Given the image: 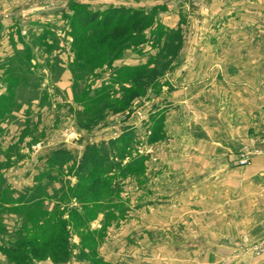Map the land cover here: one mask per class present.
<instances>
[{
	"label": "rangeland",
	"instance_id": "1",
	"mask_svg": "<svg viewBox=\"0 0 264 264\" xmlns=\"http://www.w3.org/2000/svg\"><path fill=\"white\" fill-rule=\"evenodd\" d=\"M80 6L156 13L160 24L182 34L170 69L146 94L120 111L106 110L90 126L78 120L82 93L113 86L122 69L151 65L166 38L156 46L149 29L138 38L145 42L128 47L112 66H89L84 54L76 58L65 18ZM29 48L31 64L21 66L17 54ZM74 61L82 64V73L73 69ZM0 65V95H8L12 68L26 81L13 90L14 106L0 121V264H15L2 249L21 234L41 243L56 234L51 211L59 206L65 209L75 257L62 264H211L215 259L245 264L264 255V231L247 232L252 219L238 212L235 201H223L214 191L196 194L197 182L204 186L205 181L189 178L194 165L208 160L206 147L193 138L204 128L236 141L226 160L237 168L246 167L240 165L244 150L251 153V163L264 157V0H0ZM187 81L197 94L185 104L168 102ZM248 89L259 93L260 103ZM128 127L137 131L133 155L146 157V170L119 180L122 207L114 218L103 213L94 219L70 217L66 209L79 208L78 203H62L52 189L39 209L17 203L19 193L34 185L47 154L66 148L79 160L87 145L115 141ZM63 180L78 182L67 171ZM79 233L88 237L89 247L81 245ZM83 252L89 255L82 258ZM39 263L57 264L50 258Z\"/></svg>",
	"mask_w": 264,
	"mask_h": 264
},
{
	"label": "trees",
	"instance_id": "2",
	"mask_svg": "<svg viewBox=\"0 0 264 264\" xmlns=\"http://www.w3.org/2000/svg\"><path fill=\"white\" fill-rule=\"evenodd\" d=\"M65 18L70 21L76 58L82 59L84 54L85 62L89 66L94 63L112 66L128 47L144 43L145 37L140 40L138 38L149 29L152 30L156 46L159 47L161 38H166L165 44L151 65L122 69L116 74L118 78L115 77L113 86H103L94 95L89 88L82 93L83 96L78 101L84 103V108L77 112L82 125L85 121L89 122L88 126L96 124L103 119L106 110L120 111L122 110L120 107L128 106L134 99L144 96L147 89L170 69L182 46L180 29L165 27L158 21L156 13H147L144 10L111 7L105 11H94L86 6H80L74 10L73 15L67 14ZM17 55L21 66L24 62L26 66H30L32 49H26L22 55L20 53ZM73 67L76 72L82 73L83 66L79 61H74ZM9 72L6 79L8 95H0V121L3 114L14 106L13 90L19 85H26L24 75L18 68L14 67ZM2 78L0 65V83ZM117 84L121 86L118 91L115 90ZM120 94L122 97L116 99ZM138 138L137 131L128 127L115 141L87 145L79 160L75 159L72 150L66 148L47 154L38 165L39 173L35 177L34 185L24 188L19 193L17 203L34 210L41 206L43 199L48 196V190L52 189L54 198L62 203L63 200L69 199L78 203L79 208L66 209L70 217L76 215L75 217L82 219L85 217L94 219L103 213L105 219L114 218L116 211L122 207V201L116 194L119 180L127 175L142 174L146 170V157L133 155ZM66 171L77 177L76 184L70 182L68 185L65 184L63 178ZM58 182L61 185L57 188L55 183ZM2 185L3 183L0 187ZM6 192H10L9 186ZM60 207L51 211L52 217L56 216V224L59 227L56 234L42 243L35 236L27 237L21 234L16 243L2 249L11 262L40 264L39 262L50 258L55 263L62 264L75 258L70 235L66 230L69 222L64 219L65 209L61 210ZM79 235L81 245L89 247L86 243L88 237L85 239L84 234ZM87 255L89 254L83 252L82 258H86Z\"/></svg>",
	"mask_w": 264,
	"mask_h": 264
},
{
	"label": "crops",
	"instance_id": "3",
	"mask_svg": "<svg viewBox=\"0 0 264 264\" xmlns=\"http://www.w3.org/2000/svg\"><path fill=\"white\" fill-rule=\"evenodd\" d=\"M187 82L182 83L181 86L183 88L178 93L174 94L173 92L171 94L173 99L170 98L168 102L185 104L191 100L190 97L197 94L196 91L191 89L194 84L191 81ZM248 91L249 94L253 95V99L256 97V104L260 103L259 93L249 89ZM186 99L188 100L186 101ZM192 121L190 122V128L195 129L196 126L194 124L196 121ZM197 132L195 133L194 131V142L206 147L205 158L208 160L205 163H198L202 165H194L193 171L190 172L189 178L191 182L203 179L205 181L204 186L197 182L196 194H200L203 191L207 196L210 191H214L216 194L221 195V200L224 199L223 201H235L238 212L245 219H252L250 223L251 230L247 232L254 235L261 234L264 231V157L255 158L249 166L237 168L233 163L226 160L229 152H234L236 141H233L230 137L226 138V136L215 131L210 133L205 128L203 131ZM190 136H192L191 133ZM195 153L198 154V152ZM212 157H214L213 159L218 158V161H211L209 158ZM203 172L204 174L200 175ZM208 180L210 182H207ZM258 215L259 219H256ZM220 260L224 259L221 258ZM215 262L218 264L216 259ZM215 262L210 263L214 264ZM221 264H223V261H221ZM245 264H264V255L251 262L248 260V263Z\"/></svg>",
	"mask_w": 264,
	"mask_h": 264
},
{
	"label": "built area",
	"instance_id": "4",
	"mask_svg": "<svg viewBox=\"0 0 264 264\" xmlns=\"http://www.w3.org/2000/svg\"><path fill=\"white\" fill-rule=\"evenodd\" d=\"M251 164V153L248 151H242L240 154V165L241 166H248Z\"/></svg>",
	"mask_w": 264,
	"mask_h": 264
}]
</instances>
